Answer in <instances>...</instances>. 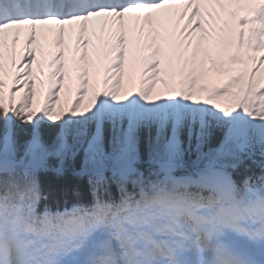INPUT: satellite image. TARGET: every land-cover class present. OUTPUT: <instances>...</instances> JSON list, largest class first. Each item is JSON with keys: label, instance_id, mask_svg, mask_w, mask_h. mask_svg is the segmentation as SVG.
<instances>
[{"label": "snow or ice", "instance_id": "1", "mask_svg": "<svg viewBox=\"0 0 264 264\" xmlns=\"http://www.w3.org/2000/svg\"><path fill=\"white\" fill-rule=\"evenodd\" d=\"M94 17L119 25L106 63L85 51L70 68L56 52L38 103L35 26ZM126 18L151 29L138 90L123 88L132 80ZM25 26L9 84L3 38ZM73 71L66 110L60 94L72 92ZM211 76L226 81L210 86ZM81 155L73 175L91 200L53 211L40 174L55 159L63 176ZM0 264H264V0H0Z\"/></svg>", "mask_w": 264, "mask_h": 264}, {"label": "trees", "instance_id": "2", "mask_svg": "<svg viewBox=\"0 0 264 264\" xmlns=\"http://www.w3.org/2000/svg\"><path fill=\"white\" fill-rule=\"evenodd\" d=\"M60 104L67 110L69 106V97L63 99ZM83 104L87 106L85 103ZM53 128H55V123L53 124ZM43 134L45 139H48L51 135V130L46 128ZM27 138L28 137L21 134L20 142L22 143L23 140ZM194 157V155L191 156V158ZM81 162L82 155L77 158L75 163L71 160L66 161L64 175L58 176L54 169L59 166V162L53 159L50 161V169L40 174L42 189L48 194L50 203L59 205L73 201L79 197H88L87 180H79L73 175L74 169H78ZM76 189L80 191L79 197L73 195V191Z\"/></svg>", "mask_w": 264, "mask_h": 264}, {"label": "bare ground", "instance_id": "3", "mask_svg": "<svg viewBox=\"0 0 264 264\" xmlns=\"http://www.w3.org/2000/svg\"><path fill=\"white\" fill-rule=\"evenodd\" d=\"M27 26H25L24 28H26ZM51 29V27L49 28ZM10 34H8V36L4 37L3 38V46L6 48V50H10L8 51L11 55V59H12V56H13V53L15 54V57H20V54L18 55V49H19V46L25 42V40L23 41L22 39L21 40H17V41H14L12 38H10L9 36ZM46 41H50L49 39H46L44 40L42 43L39 42V40L37 39V43L36 44H39V46H41L42 48L38 49L36 51V54H37V57H40L39 55L41 56H46L47 58L48 57H51L53 56V54H55L56 52H58L59 50L58 49H55L54 51H52L51 49L49 48H45L46 46ZM99 43L101 44V39L98 40ZM72 50V56H76V53L78 55H81L83 54L85 51H87L86 49H71ZM42 53V54H40ZM65 58H66V55H65ZM20 58H18L17 60H19ZM44 62V61H43ZM8 71L9 72V76L10 78H12V74L15 72V68L12 66V64H8L5 60V72ZM37 81V80H36Z\"/></svg>", "mask_w": 264, "mask_h": 264}, {"label": "rangeland", "instance_id": "4", "mask_svg": "<svg viewBox=\"0 0 264 264\" xmlns=\"http://www.w3.org/2000/svg\"><path fill=\"white\" fill-rule=\"evenodd\" d=\"M8 63H11L10 57H6ZM39 80L38 84H37V99H39V103L40 101H42V99L46 96V88H45V84H41V78H37ZM68 82L66 81V84ZM72 83V82H71ZM157 89L161 90L160 87L157 85ZM17 99H20L19 95L17 96Z\"/></svg>", "mask_w": 264, "mask_h": 264}]
</instances>
